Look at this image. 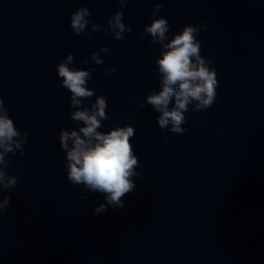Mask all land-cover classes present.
I'll use <instances>...</instances> for the list:
<instances>
[{
  "label": "water",
  "instance_id": "1",
  "mask_svg": "<svg viewBox=\"0 0 264 264\" xmlns=\"http://www.w3.org/2000/svg\"><path fill=\"white\" fill-rule=\"evenodd\" d=\"M80 8L89 23L75 35L69 23ZM118 12L120 39L108 23ZM157 18L169 24L164 44L196 27L216 71L214 103H190L183 134L161 130L144 103L161 90L163 44L145 32ZM69 55L68 66L91 77L93 95L76 107L56 71ZM101 96L97 132L133 127L138 162L123 207L94 215L104 195L68 182L58 136L79 132L71 115ZM0 99L14 139L27 134L23 154L14 149L0 165L17 181L0 188V200L10 197L0 264H264V0H0Z\"/></svg>",
  "mask_w": 264,
  "mask_h": 264
},
{
  "label": "clouds",
  "instance_id": "2",
  "mask_svg": "<svg viewBox=\"0 0 264 264\" xmlns=\"http://www.w3.org/2000/svg\"><path fill=\"white\" fill-rule=\"evenodd\" d=\"M118 2L123 3V0ZM155 7L158 10L161 6ZM87 15L84 8L71 14L69 27L73 34L80 35L83 32L89 23L84 18ZM108 23L116 31V38L120 39V34L125 31L122 13H116ZM203 26L206 31L207 25ZM168 31L169 24L164 18L154 19L150 26L145 27V32L153 37L154 43L163 44V50L156 62L161 75V90L146 97L144 103L151 105L160 114L157 125L161 130L171 125L169 130L172 133L183 134L187 131L181 128L185 122L184 112L187 111V106L196 101V110H207L211 107L217 95L218 81L215 69L210 68L211 61H205L201 57V44L196 39L198 29L186 25L170 42L164 44L168 40ZM92 58L96 60L95 54ZM71 63L72 56L69 55L65 62L57 66L56 71L58 77L63 78L62 87L72 94L71 106L76 107L82 102L78 98H89L93 92L85 87L86 81L91 78L89 73L70 68L68 65ZM96 63L101 61L96 60ZM115 71L116 69H112L108 74ZM173 101L174 106L170 109L169 104ZM106 106V99L103 96L98 97L91 111L85 108L71 115L72 120L84 124L79 132L61 131L58 136L60 147L66 153L68 182L83 185L88 192L104 195L105 203L95 208L94 215L106 212L108 206L122 208V197L133 192L136 187L131 177L135 175L134 166L138 161L129 143V139L134 136V128L117 127L107 133L97 132L101 127L100 121L106 119ZM19 135L13 120L9 118L3 99H0V165L5 164L8 153L15 154L14 149L21 150L23 154L21 145L27 141V134L25 133L22 140L14 139ZM16 183L14 176L6 180L5 172L0 170V188L8 190L14 188ZM78 199L84 200L86 197L79 196ZM9 203L10 197L5 195L0 200V212Z\"/></svg>",
  "mask_w": 264,
  "mask_h": 264
}]
</instances>
